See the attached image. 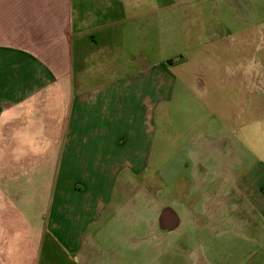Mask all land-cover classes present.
Instances as JSON below:
<instances>
[{"label":"crops","instance_id":"crops-1","mask_svg":"<svg viewBox=\"0 0 264 264\" xmlns=\"http://www.w3.org/2000/svg\"><path fill=\"white\" fill-rule=\"evenodd\" d=\"M197 98L221 101L234 195L205 239L234 231L218 264H264V0H0V264H151L109 249L166 162L162 115Z\"/></svg>","mask_w":264,"mask_h":264},{"label":"rangeland","instance_id":"rangeland-1","mask_svg":"<svg viewBox=\"0 0 264 264\" xmlns=\"http://www.w3.org/2000/svg\"><path fill=\"white\" fill-rule=\"evenodd\" d=\"M208 16L212 23L217 21V14ZM245 22L246 20H241L243 28ZM210 55L216 56L215 53H209ZM243 59L251 60L249 56H243ZM219 103L221 101L217 99L208 101L198 98L180 101L178 105L182 107L181 110L176 112L170 108L162 115L159 135L162 141L161 151L165 157L163 160L166 162L162 164L160 172L154 171L153 164L148 165L150 169H147L144 180V195L131 199L139 204V215L143 220H140L138 228L132 218H129L131 225L126 243L114 244L109 250L128 251L132 254L143 251L151 253L154 255L151 264H194L193 259L197 261L198 254L207 264H218V254L225 251L221 239L227 237L228 241H232L234 237V231H229L228 236L205 239L209 236L208 232L217 234L220 230L219 221L234 219L233 212L217 210L224 203H234L232 190L228 196L221 195L223 180L217 178L220 176L217 171L220 163L216 157H212L219 154L220 148L217 145L227 142L217 126L222 119L216 109ZM188 104L200 112L197 115L185 113ZM191 136L203 138L209 146L202 148V143L192 144L189 141ZM221 168L224 169L222 165L220 170ZM203 174L211 177L210 179L216 177L209 181V188L207 179H201ZM209 207L210 210H206ZM171 216L177 220V228L161 229V225L172 221ZM206 221L212 225L210 230L203 226Z\"/></svg>","mask_w":264,"mask_h":264},{"label":"trees","instance_id":"trees-1","mask_svg":"<svg viewBox=\"0 0 264 264\" xmlns=\"http://www.w3.org/2000/svg\"><path fill=\"white\" fill-rule=\"evenodd\" d=\"M181 58L182 57H178V58H175V59H168L166 62L168 63V64H172V63H174V62H177V61H179V60H181Z\"/></svg>","mask_w":264,"mask_h":264},{"label":"water","instance_id":"water-1","mask_svg":"<svg viewBox=\"0 0 264 264\" xmlns=\"http://www.w3.org/2000/svg\"><path fill=\"white\" fill-rule=\"evenodd\" d=\"M171 218H172V221H170L169 223H170V227H174V226H177V220H175L174 218H173V216H171Z\"/></svg>","mask_w":264,"mask_h":264}]
</instances>
